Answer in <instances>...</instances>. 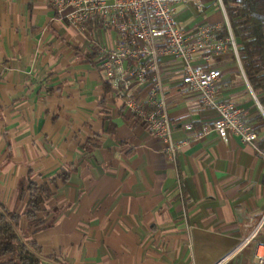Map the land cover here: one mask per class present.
I'll return each mask as SVG.
<instances>
[{
  "label": "crops",
  "instance_id": "0c3cea01",
  "mask_svg": "<svg viewBox=\"0 0 264 264\" xmlns=\"http://www.w3.org/2000/svg\"><path fill=\"white\" fill-rule=\"evenodd\" d=\"M175 19L193 42L201 27L227 24L219 0L178 3ZM96 23L78 29L49 0H0V204L23 213L24 183L72 167L51 184L40 226L20 219L41 264H211L248 236L226 264H259L264 118L233 49L206 60L197 47L190 60L220 69L216 96L242 107L256 141L186 129L210 123L215 110L181 81V58L164 53L158 74L172 132L184 141L171 160L165 141L123 103V94L145 101L149 79L129 77L123 94L109 81L105 88L100 46L113 47L117 32ZM138 62L145 65L124 64Z\"/></svg>",
  "mask_w": 264,
  "mask_h": 264
},
{
  "label": "built area",
  "instance_id": "2783aa9c",
  "mask_svg": "<svg viewBox=\"0 0 264 264\" xmlns=\"http://www.w3.org/2000/svg\"><path fill=\"white\" fill-rule=\"evenodd\" d=\"M184 1L187 0H49L51 7L62 18L78 29L84 28L90 21H100L102 25L116 30L115 45L111 48L100 46L99 66L106 80L117 87L121 94L129 86V77L142 83L147 79V69L154 71L146 100L129 95L125 98V103L136 116L147 123L155 136L165 141L163 152L171 160L175 159L184 141L176 139L172 132L164 89L158 74L159 56L164 53L176 54L181 58V81L197 92L199 101L204 106L215 110L210 123H202L195 128L189 122L185 123L186 129L193 130L198 136L214 130L222 139H227L229 134H235L242 141L250 143L257 139L251 123L243 115L242 107L216 96L215 84L221 74L220 69L192 63L190 60L197 47L205 49L203 56L209 60L214 53L222 52L228 46L239 60L234 37L229 34L215 38L211 34L214 27L206 25L199 30L200 39L196 42L190 40L175 19V7ZM219 2L223 6L221 0ZM131 59H143L146 66L143 62L124 64ZM250 89L257 106L264 113L254 91L251 87ZM263 222L264 210L259 225ZM249 239L250 236L241 239L211 264H226ZM255 258L259 264H264V244L257 245Z\"/></svg>",
  "mask_w": 264,
  "mask_h": 264
},
{
  "label": "trees",
  "instance_id": "16d2710c",
  "mask_svg": "<svg viewBox=\"0 0 264 264\" xmlns=\"http://www.w3.org/2000/svg\"><path fill=\"white\" fill-rule=\"evenodd\" d=\"M225 9L228 25L224 23L218 30H213L217 38L231 34L236 42V49L241 68L249 86L254 91L264 109V0H221ZM96 24L101 25V22ZM96 52L90 53V59ZM147 79L152 81L154 71L147 70ZM105 77V76H104ZM105 88L110 89L106 80ZM123 94V103H124ZM262 118L263 115L261 114ZM72 167H62L57 175L48 181L28 180L22 186L19 199L26 198L23 212L27 219L38 228L42 223L39 218L41 203L52 195L51 184L57 185V178L67 180ZM23 213L0 204V264H41V247L38 242L21 231L19 224Z\"/></svg>",
  "mask_w": 264,
  "mask_h": 264
},
{
  "label": "rangeland",
  "instance_id": "374dc122",
  "mask_svg": "<svg viewBox=\"0 0 264 264\" xmlns=\"http://www.w3.org/2000/svg\"><path fill=\"white\" fill-rule=\"evenodd\" d=\"M259 111V110H258ZM260 113H262L263 115H264V113L262 112V111H260ZM263 224H264V222H263ZM262 224V225H263ZM263 228H264V226H263ZM24 232V231H23ZM25 234H26V232H24ZM249 237V236H248ZM252 239V238H251Z\"/></svg>",
  "mask_w": 264,
  "mask_h": 264
},
{
  "label": "water",
  "instance_id": "95a60500",
  "mask_svg": "<svg viewBox=\"0 0 264 264\" xmlns=\"http://www.w3.org/2000/svg\"><path fill=\"white\" fill-rule=\"evenodd\" d=\"M248 82V81H247Z\"/></svg>",
  "mask_w": 264,
  "mask_h": 264
}]
</instances>
